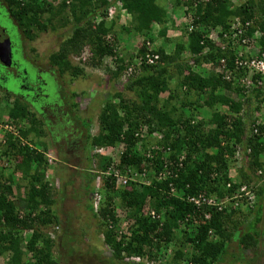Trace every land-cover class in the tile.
Masks as SVG:
<instances>
[{"label": "trees", "instance_id": "obj_1", "mask_svg": "<svg viewBox=\"0 0 264 264\" xmlns=\"http://www.w3.org/2000/svg\"><path fill=\"white\" fill-rule=\"evenodd\" d=\"M62 1L59 10L54 11L47 0H7L11 17L23 40L32 42L39 32L70 29V35L60 40L50 50L48 57L50 67L55 68L60 77L65 73L73 79L81 75L84 77L87 75L85 66L99 67L106 58L123 63L114 42L107 40L114 22L105 20L106 10L116 3L121 4V8L131 16L134 23L124 28L125 31L150 36L152 26L156 24L160 25L157 34L164 37L166 43L171 41L166 36V1L164 5L162 0H71L69 4ZM201 1L172 0V6L169 5L171 9L186 6L192 12L193 30L190 33L184 32L187 42L174 44L171 41L170 52L160 47L149 51L143 44L136 54L137 58H141L139 67L136 63L127 65L134 69L124 76L121 75V71L126 69L124 65H118L115 71L107 70L112 79L120 80L123 77L126 80L122 90L112 93V99H107L100 110L96 135L88 133L91 120H81L86 131L81 141L83 148L80 158L87 159L89 167L95 157L103 158L104 164L106 162L103 171L112 165L109 156L93 154V148L110 149L120 146L122 152L115 167L122 174L128 175L129 170L136 173L148 170V173L153 175L155 172L157 176L160 171H167L160 181L152 176L149 183L143 186H136L132 182L128 186H117L114 176H106L100 189L101 202L97 212H94L91 205L93 188L90 186L91 189L85 193L87 204L83 206L87 207L88 214L98 219L97 232L102 235V241L111 251L114 260L111 262L120 263L127 257L130 260L127 264H145L143 261L146 264H181L184 260L187 264H222L223 259L229 256L231 239L236 234V231H227L225 224L238 208L231 206L227 211L217 210L213 206H197L188 202L186 197L216 194L218 198H222L233 194L240 185L248 187L250 177L252 174L256 177L258 169H262L264 176V164L261 161V156H264V122L255 123L251 116L258 109L257 99L261 95L262 86L259 85L256 90L253 88V94H250L240 84L235 85L242 70L233 73L235 80H226L224 72H211L204 77L196 70L204 64L215 67L220 64L221 59L228 70H234L236 45L229 41L225 50H222L207 35L219 28V37L224 42L223 33L230 32L231 23L235 19L243 26L250 23L244 28L243 37H252L256 31L261 34L256 43L261 50L264 49V0H244L235 6L230 0ZM62 7L69 11L72 20L62 16ZM45 13L48 14L46 18L43 17ZM55 17L60 19L57 24L53 21ZM98 17L101 20L96 22ZM86 46L91 53L87 60L80 56ZM31 51L35 52V49L31 48ZM186 51L189 52L188 58L183 54ZM146 53L157 54V62L144 63L142 58ZM73 55L79 57L83 66L71 62L70 57ZM171 68L175 69L177 76L182 75L181 85L187 95L196 93L199 96L208 90L213 96L211 100L205 101V105L209 108L214 105L223 106L227 112L213 111L209 120L204 123L209 125L207 129H204L202 122L193 123L192 116H184V108L193 106L188 100L180 103V111L174 116L175 108H167L166 102L158 99V95L169 87L166 77L171 75ZM253 79L256 83L264 82V76L255 75ZM0 81L5 86L0 89L5 92L1 101L5 104L7 117V120L2 121L0 114V122L3 125L8 122L23 125L19 127L17 136L10 132L6 134L5 149H0V161L3 157L13 158L15 161L14 170L25 182L26 201V211L20 213L13 202L14 187L18 189V186L14 183L12 174L7 172L6 175L4 170L0 172V257H6L7 264H58L52 256L54 236L44 230L60 222L52 210L55 200L52 197L53 188L45 175L48 170L47 158L43 150L33 147L32 139L29 138L31 133L36 137L42 134L39 127L43 122L38 118L39 113L29 109L32 105L27 97L15 96L9 91L7 79ZM23 90L26 91L24 88ZM126 91L134 96L125 99L123 92ZM222 92H232L237 98ZM9 97H13V100L9 101ZM69 107L73 110L77 104ZM143 128L148 134L157 133L153 142L142 140ZM33 142L45 147L40 140ZM139 143L141 145L138 147ZM238 153L244 165L237 172V181H233L228 172L231 163L237 160ZM60 162H68L66 155ZM63 166L65 169L66 165ZM87 169L85 171L80 168L79 177L84 178L83 175L87 174L85 179L90 180H86V183L92 185L97 175L93 168ZM245 169L250 171L246 172ZM65 182L63 188L68 184ZM228 183L230 187L227 188ZM172 188L176 189L174 194ZM253 192L256 202L247 207V213L253 215L256 212L252 220L258 224L261 214L264 217V183ZM65 195H62V199ZM115 198H119L120 202H116ZM243 203L245 204L241 202L239 205ZM119 206L126 212L129 224L127 236L118 231L122 215L118 210ZM150 211L154 213L153 218ZM205 214L209 218H205ZM249 222L244 217L245 230L238 238L243 248L240 252L247 243L250 248H254L257 238L264 241V232L262 234L260 230H255V236H252L247 231ZM60 229L59 246L64 249L60 256L65 262L76 251L72 244L77 242L76 237L65 227ZM179 232L183 234V238L178 243ZM66 236H72L73 243H67ZM186 245H190L188 253L183 251ZM168 249L171 254L166 259ZM242 256L241 253L240 258ZM254 257L257 255L251 256Z\"/></svg>", "mask_w": 264, "mask_h": 264}, {"label": "rangeland", "instance_id": "obj_2", "mask_svg": "<svg viewBox=\"0 0 264 264\" xmlns=\"http://www.w3.org/2000/svg\"><path fill=\"white\" fill-rule=\"evenodd\" d=\"M165 1L166 3L164 5ZM65 2L66 4H69L71 0H65ZM62 3V0H47V4L52 5L54 11L59 10ZM161 3L166 6L165 14L166 18L168 19L167 28L169 29L168 33H166L167 38H170L174 44L176 42H187L186 34L184 33L185 25L181 23L180 20L182 8L176 7L175 9H171L169 5L172 3V0H162ZM62 9L65 10L62 11V16L68 18V20H72L69 11L64 7H62ZM0 11H2L1 8ZM5 13L6 10L4 8L1 14L2 16H5L3 17L5 22L0 24V28H5L7 31H14L12 34H10V37L12 42L15 44L13 60L15 61L16 65H18L17 67H19V75L23 78H27V81L24 83L30 87H33L35 92L38 87H41V90L48 94L47 98L41 96L44 99L35 97L36 94L34 93H31L29 98H27L32 105V107L29 109L39 113L38 118L40 117L43 122V124L39 127L42 131V134L39 137H36L35 134L31 133L29 138L32 139L31 143L33 147L35 146L36 149L43 150V153L47 158L48 170L46 171L45 175L47 178L46 180L53 188L52 197L55 200L52 210L57 214L60 221L58 225H52L44 229L46 233L50 232L54 236L55 243L52 247V256L56 261H58V264H127L126 262L130 261L129 258L127 259V257L119 261L120 263L111 262L113 260L111 257V251L102 241V235L98 234L97 232L99 230V221L97 218H94L88 214L83 206V201L81 200V196L83 197L85 193L87 194L88 190L91 189L90 183H86V180L90 179H85L88 177V175L84 174V178H81V176L79 177L80 174L78 173L80 168H82V164H85V160L80 158L83 148L81 141L83 140V135L86 131L81 120L90 119L91 121L89 124L88 133L91 136L96 135L98 133V115L100 110L103 108L107 99H112V93L122 90L126 80L123 77L120 80L112 79L110 73L107 70L110 69L115 71L118 65H124L126 69L121 71V75L124 76L125 73H128L127 65L134 64L136 54L138 53V49L141 45L145 44V46L151 50L158 47L165 48L167 52H170L172 48V42L170 41L166 43L164 37H161L160 34H157L160 25L156 24L152 26L150 36H143L133 32L125 31L124 28L130 27L134 23L129 14L122 12L121 14L114 15L112 18L114 24L111 32L107 36V40L114 42L116 52L123 58V63H116L114 60L106 58L99 67L91 68L89 66H85L87 75H84V77L81 75L73 79L70 78L71 76H69L68 73H65L62 77H60L59 74L56 73L55 68L50 67L48 57L50 50H52V48L55 47L58 42H60V40L65 39L70 35V29H65L63 31L58 30L57 32H39L34 41H21V36L19 34L20 31L17 30L16 22L13 20V18L11 19L8 15H5ZM47 16V13L43 15L44 18ZM58 20H60L59 17H55L53 21L55 24H57L59 23L57 22ZM61 33L64 35L61 36ZM149 37H151V39H148ZM31 48H34L35 52H32ZM81 53L82 54L80 56L85 57V60L91 56L87 46L83 48ZM183 54L184 56H189L188 51L184 52ZM78 58V56L73 55L70 57V60L75 65L83 66L84 63L80 62ZM1 69L2 66L0 67V75L4 74L2 73ZM196 70L199 71L202 76L206 77L211 74V72H215V67L210 64H204ZM170 74L171 75L166 77V79L168 78L167 82L169 87L165 92L158 95V99L161 100V102H166L167 108H175L176 113L173 114L174 116L180 111V103H185L187 100L190 101L193 106L184 108V116H192L191 121H193V123L202 122L204 124L209 120L211 113L215 110L221 113L227 112V109L223 106L214 105L212 108H209L205 105V101L211 100V96H213L208 90H205L199 96L196 93H190L187 95L185 92L186 90L181 85L182 75L177 76L174 68L170 69ZM247 78L249 79L250 75ZM40 80H43L45 84L39 83L41 82ZM238 81L235 80V85L243 84ZM0 85L2 88L5 87L3 86L2 82H0ZM21 85L22 84L18 83V81L15 82L14 79H12L7 83V89L14 93V95H22L26 97L28 94L23 90ZM258 87L259 85L254 88V90L258 89ZM247 89L249 90V88ZM4 93L5 92L0 89V114L2 121L7 120L5 115L6 110L4 108L5 104L3 101H1L2 98L5 97ZM222 93L231 96L232 98H237L232 92ZM123 96L125 99H129L134 95L126 91L123 92ZM12 100L13 97H9V101ZM75 103L77 104V107L72 110L69 106H72V104ZM159 105L161 106V103ZM257 106L258 109L253 111L251 116L255 123H261L264 122V89H261V95L257 99ZM20 126L23 127V125H14L11 122H8L4 125L2 122H0L1 150L5 149L4 140L6 139V134L10 132L14 134V136H17L16 134H18ZM203 127L204 129H207L209 125L204 124ZM156 134L157 133L148 134L145 128L141 130L142 140L147 139V141L150 143L153 142V138H156ZM33 140L36 142L40 140L43 142L42 144H44L45 147H43L41 144H37L38 142L35 144ZM140 145L141 143H139L138 147ZM149 147L151 146L149 145ZM91 152L93 154L95 153L94 150H91ZM121 152V147L115 146L110 149L109 154L107 152L105 156H109L111 161L114 159L115 161H112V163L116 164ZM65 155L66 159H68V162L66 164L62 162L59 163V160L64 158ZM79 160H82V163ZM102 161L103 158L95 157L93 158L92 163H90L91 165L89 168H93V170H95L94 172L98 176L101 174V171L103 170L102 168L106 164V162L104 164ZM261 161L264 164L263 155L261 156ZM14 165L15 161L13 158L7 159L3 157L0 161V172L4 170V174L7 175V172L12 174L11 176L14 178V183H16L18 186V189L14 187L13 202L17 210L20 213H23L26 211V201L24 200L25 182L24 180H21L22 178L20 177V174L15 172ZM63 165H66L65 169H63ZM78 165H80V168H76L79 167ZM243 165L244 163L242 161L241 155L237 157L236 161L231 163V168H229L228 172L231 180L237 181V172L240 168H242L241 166ZM70 168H75L76 171H73ZM245 170H247L246 172L250 171L249 169ZM122 175L124 176L125 174ZM100 176L103 186L105 176ZM150 178H152V175H150V173H146L145 176L135 179V182L132 183H134L136 186L147 185ZM64 180L67 181L66 183L69 185L67 188H62L64 186ZM249 182L250 183L247 188H252V191H255L259 185H257V181L254 180L253 174L252 177H250ZM62 190V193L66 194L65 198L63 199L61 197ZM74 199L75 201H73ZM115 201L118 203L120 202L119 198H115ZM247 207L249 206L243 203V205L239 206L238 210H235V212L232 213L231 217L225 224L227 231L232 232L238 230L239 232L240 230H243L245 225L244 217L246 216L247 220H250V226L247 227V231L250 232L252 236H255V230H260L257 229V224H255L253 221V215H255L256 212H254L253 215L247 213L245 211ZM118 210L122 213L120 216V223L118 224V231L120 230L119 234H129L127 229L129 224L125 215L126 212L123 208H121V206L118 207ZM62 226L65 227L68 232L72 233L73 237H76L75 240L77 242L73 243L74 238L72 236H66V242H72V246L76 251H74L72 256L67 258L65 262L62 261V257L60 256V253H62L64 249L60 248L58 239L61 234L60 228ZM65 232L66 231H64V233ZM236 237L237 236L234 234L233 239H231V248L233 249H231L230 253H228L229 256L223 259L224 261L222 264H264V256L261 255V253H264V241L261 242L259 239H257L254 248H250L247 243L244 247V250L240 252V250L243 248L238 245L240 244V240H238ZM177 238H179V243L183 238V234L179 232L177 234ZM189 246L190 245H186L183 251H187L188 253L190 251ZM248 252L251 255H249ZM241 253L243 254L242 258H240ZM168 254H171L170 249L167 250L166 259L170 258L168 257ZM252 255H257V257L251 258ZM250 258L253 261L256 260V262L252 263ZM25 260H27V257ZM6 261V257H0V264H7ZM143 263L146 264L145 261H143ZM152 264L164 263L153 262ZM181 264H187V262L184 260Z\"/></svg>", "mask_w": 264, "mask_h": 264}, {"label": "built area", "instance_id": "obj_3", "mask_svg": "<svg viewBox=\"0 0 264 264\" xmlns=\"http://www.w3.org/2000/svg\"><path fill=\"white\" fill-rule=\"evenodd\" d=\"M108 1H112V0H108ZM201 2H204V1L202 0ZM232 2L238 4L239 2H242V1L232 0ZM181 8H182L181 19H180L181 23L185 25V33H190L193 30V26H194L192 12L186 6H182ZM120 9H122L120 3H117L116 5H112L108 7L106 11L105 20L110 21L115 15V13ZM100 20L101 18L98 17L96 19V22H99ZM249 25L250 23H246L243 26L238 19H235L231 23L230 32L223 33L222 38L223 40H225L224 42L221 41L219 37V32H220L219 28L214 31H210L207 37L211 39L222 50H225V48L228 46L229 41L232 44H234V46L236 45L234 70H228L225 67L224 60L221 59L220 64L215 66V72H218V73L224 72L225 74L224 78L226 80H230L231 78L235 80V76L232 77L233 73H235V71L242 70L243 73L240 75L237 81L239 80L241 83H243V84H240L241 86H243V88L245 89L249 88L247 92L252 94L253 92L251 90L253 88H256L258 85H261L262 89H264V82L256 83L254 82V79H253L255 75L264 76V49L261 50L260 47L256 43V39L261 36V34L258 31H256L252 37L242 36L244 33V28H246ZM142 59L144 63L146 64H154L157 62L158 55L157 54L151 55L150 53H146L144 58ZM136 65L137 67L141 65V58H137ZM132 70H133V67L132 66L129 67L128 73H130ZM249 75H250V78L248 79L247 77ZM256 123H259V122H256ZM110 149L93 148L95 153H99L102 155H106L107 152L109 154ZM238 156H240L239 153L236 154V158ZM112 161L114 162L115 160L113 159ZM164 168H166V166H164ZM127 173L128 175H126L125 173V175L123 176L122 173L118 169H116L115 164L112 163V165L108 167L106 171H101L100 175H103L105 177L111 176V175L114 176L117 180L116 185L122 186V187L128 186L129 182H135V179L146 175L145 172L136 173L135 171H130V170ZM155 174L156 173L154 172L152 175L153 178L156 177V179L160 181L161 179L164 178L165 174H167V171H160L157 174V176ZM100 175L99 176L97 175L95 180L92 182L93 191H92V197H91V205H92L94 212H97V210L99 209L100 202H101L100 189L102 186V179ZM260 175L262 177H260ZM254 180L257 181V185L264 183V176L262 175V169H258L256 171V177H254ZM226 187L227 188L230 187V183H228ZM171 191H172V194H174L176 189L172 188ZM205 196L200 194L194 198L186 197V200L192 203L193 205L213 206V207H216L217 210L227 209V211L230 210L231 206H234L235 208L240 206L239 203L241 202H245V204L249 207H251L256 202V195L252 191V188L248 189L246 185H240L236 189V191L233 192V194L225 195L222 198H218L216 194H210V195L207 194ZM150 215L152 218L154 217L153 211H150ZM205 218H209V215L205 214Z\"/></svg>", "mask_w": 264, "mask_h": 264}, {"label": "flooded vegetation", "instance_id": "obj_4", "mask_svg": "<svg viewBox=\"0 0 264 264\" xmlns=\"http://www.w3.org/2000/svg\"><path fill=\"white\" fill-rule=\"evenodd\" d=\"M0 8L2 9V11H3V9L5 8V10H6V13H5V15H8L11 19H12V17H11V14H10V11H9V8H8V2H7V0H0ZM2 11H0V24H2V23H4L5 22V19L3 18V17H5V16H2ZM11 31V32H10ZM12 32H14V31H12V30H9V31H7V29H5V28H0V42L2 41V40H4L5 38H9L10 39V41H11V47H12V52H13V55H14V48H15V44L12 42V39H11V35L10 34H12ZM21 41H24L23 40V38L21 37V39H20ZM16 52V51H15ZM14 57V56H13ZM12 62H13V65H11L10 67H8V68H5V67H2V69H1V71H2V73H4V74H1L0 75V79L1 80H3V81H5L6 79L8 80V81H11L12 79H14V81L15 82H17L18 81V83H22V88H24L25 90H26V92H27V94L28 95H26V97H28L29 98V95L31 94V93H34V94H36L35 95V97H41V96H43L44 98H47V96H48V94H46V93H44V91H42L41 90V87H38L37 89H36V92L34 91V89H33V87H30L29 85H27V84H25L24 82L25 81H27V78L26 77H21L20 75H19V73H18V68L19 67H17L18 65H16V63H15V61L13 60V58H12ZM1 67V66H0ZM40 72V71H39ZM25 74H27V73H25ZM40 79V78H39ZM41 82H39V83H42V84H45V82L43 81V80H40ZM1 82V81H0ZM38 83V84H39ZM33 86V85H32ZM0 88H2V86L0 85ZM14 94V93H13ZM15 96H17V95H15ZM21 97H24V96H21ZM43 97H41V99H44ZM80 202V201H79Z\"/></svg>", "mask_w": 264, "mask_h": 264}, {"label": "water", "instance_id": "obj_5", "mask_svg": "<svg viewBox=\"0 0 264 264\" xmlns=\"http://www.w3.org/2000/svg\"><path fill=\"white\" fill-rule=\"evenodd\" d=\"M12 58L11 41L9 38H5L0 42V65L5 68L10 67L13 65Z\"/></svg>", "mask_w": 264, "mask_h": 264}, {"label": "crops", "instance_id": "obj_6", "mask_svg": "<svg viewBox=\"0 0 264 264\" xmlns=\"http://www.w3.org/2000/svg\"><path fill=\"white\" fill-rule=\"evenodd\" d=\"M169 30V29H168ZM167 30V31H168ZM168 33V32H167ZM82 160H85V164H82V169H84L85 171H87L88 169L87 168H89V164H88V160L87 159H82ZM82 160H79L81 163H82ZM80 163V164H81ZM79 167H76V168H80V165H78ZM70 169H72L73 171H76V169L75 168H70ZM66 173H67V171H66ZM70 180V179H69ZM65 181V180H64ZM63 181V182H64ZM67 182V181H66ZM66 182H65V184H66ZM71 185V184H70ZM69 185L67 184L65 187L67 188ZM63 188V187H62ZM63 192V190L61 191V193ZM64 193H62V195H63ZM62 197V196H61ZM86 198L87 197H85V195L82 197L81 196V200L83 201V204H87V201H86ZM70 199H72V198H70ZM80 200V199H79ZM73 201H75V199L73 200ZM85 210L87 211V207H85ZM246 212L248 211V209H246L245 210ZM88 212V211H87ZM246 217V216H245ZM246 224V223H245ZM257 229H260V231L262 232V234H263V232H264V217H263V214H261V216H260V221H259V224H257ZM245 230V227L243 228V230H240L239 232H238V230L236 231V238L238 239L239 237H241V234H242V232ZM258 231V230H257ZM257 239H259L260 240V238H257ZM261 242H263L262 241V239L260 240ZM236 245V244H235ZM239 246H240V244H238ZM256 245V244H255ZM233 249V248H232ZM249 255H250V253H249ZM261 255H263L264 256V253H261Z\"/></svg>", "mask_w": 264, "mask_h": 264}, {"label": "clouds", "instance_id": "obj_7", "mask_svg": "<svg viewBox=\"0 0 264 264\" xmlns=\"http://www.w3.org/2000/svg\"><path fill=\"white\" fill-rule=\"evenodd\" d=\"M19 1H23V0H19ZM230 1H231V3H232L233 6L237 5L236 3H233L232 0H230ZM116 4H117V3H116ZM116 4H115V5H116ZM107 9H108V8H107ZM106 11H107V10H106ZM122 11L125 12V14H127L126 11H125L124 9H120V10H118V11L115 13V15H117V14H121ZM113 17H114V16H113ZM111 20H112V19H111ZM111 20H110V21H111ZM167 32H168V31H167ZM147 46H148V45H147ZM148 50L151 51V49H148ZM153 50H154V49H153ZM184 57H189V56H184ZM136 60H137V57L135 58V62H134V63H136ZM132 65H133V64H132ZM130 67H131V66H130ZM128 68H129V67H127V69H128ZM133 69H134V68H133ZM92 150H93V149H92ZM94 171H95V170H94ZM102 171H103V170H102ZM93 181H94V180H93ZM90 186L93 188L92 185H90ZM101 187H102V186H101ZM236 208H239V206L236 207ZM51 236H53V234H51Z\"/></svg>", "mask_w": 264, "mask_h": 264}]
</instances>
